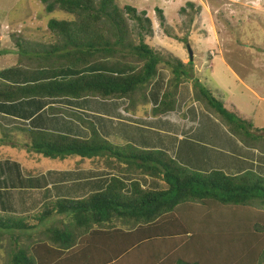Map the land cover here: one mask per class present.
Instances as JSON below:
<instances>
[{
	"label": "trees",
	"instance_id": "obj_1",
	"mask_svg": "<svg viewBox=\"0 0 264 264\" xmlns=\"http://www.w3.org/2000/svg\"><path fill=\"white\" fill-rule=\"evenodd\" d=\"M40 1L46 13L53 12L57 5L71 20L46 23L47 29L57 37V45L49 51L32 53L24 49L26 46L21 48L23 35L16 27L13 29L12 36H19L15 41L19 53L10 70L12 81L2 79L8 78V70L5 76L0 72V103L126 99L127 113L158 117L175 111L179 86L190 83L194 92L190 103L203 102L228 123L245 147L264 153L263 148H257L264 138L256 135L255 147L249 145L245 137L251 134L245 130L244 121L227 111L198 81L194 82L192 60L183 64L170 55L163 57L145 44L144 35L152 36V22L145 12H137L128 5L119 8L114 0ZM187 5L191 11L195 7L190 2ZM185 11L181 9L182 14ZM155 12L160 27H164L162 12L157 9ZM129 19L138 30L136 43L129 39L131 31L126 22ZM173 39L188 45L186 39L174 36ZM3 48L2 54L13 57L12 50ZM23 53L24 58L20 59ZM107 60L121 61L135 69L123 75L115 74V68L103 64ZM20 67L27 75L18 70ZM161 68L169 72V77L159 102L149 108L147 92ZM59 69L72 70L76 75L61 80L46 78L48 71ZM111 69L114 71L110 72ZM32 73L37 75L32 77ZM138 101L143 102L144 110L139 107L140 112H134ZM47 110L75 120L88 130L89 136L81 138L58 131L15 127L3 132L0 147L5 140H11V132L19 131L27 135L21 146H25L29 162H38L40 157L73 160L72 165H67L74 169L89 166L118 176L148 177L164 182L167 188L148 189L137 180L126 184L111 176L102 190L81 199L48 200L41 205L40 212L25 216L0 214L2 231L34 230L52 216L63 225L48 228L46 237L29 248L18 249L11 264H163L165 260L171 261L170 264H260L254 262L255 257L264 264V213L256 215L251 213V208L246 209L256 205L264 212L263 177L250 171L239 175H228L221 170L189 171L165 151L143 150L130 143L104 139L94 122L78 113L51 106ZM32 173L26 170L27 176H33ZM20 201L24 202L23 196ZM239 214L243 216L235 218ZM227 215L231 221L223 219ZM200 222L213 227L203 233ZM208 240L213 243H207ZM210 249L215 252L207 253Z\"/></svg>",
	"mask_w": 264,
	"mask_h": 264
},
{
	"label": "rangeland",
	"instance_id": "obj_2",
	"mask_svg": "<svg viewBox=\"0 0 264 264\" xmlns=\"http://www.w3.org/2000/svg\"><path fill=\"white\" fill-rule=\"evenodd\" d=\"M97 1L98 0H94V2ZM172 1V3L166 2L164 4H154L150 0H114L115 4L119 8L128 5L135 9L137 12H143V10L147 6H154L160 8L161 6H165V8L167 7V15H165V17L163 16V18L164 20H167V23L170 24V26H167L166 22H164V27H160L159 29V22L161 21L158 17V14L156 13L154 16H152L153 21H157L158 24L156 27V24L152 22L154 39L152 37H149L147 34L144 35L145 43L147 42V45L152 50L159 52L161 55H163V57L170 55L175 58L176 56L173 49L178 47V43L179 45L183 46L184 49H186L188 56L187 48H190L189 42L186 40L188 45L184 46L181 42H179L180 40L178 41L176 39H173V36L178 39H184V37H187L186 34H183L180 37L178 36L179 34H181V31L186 29L188 25V19L192 20L194 18V15L201 14V12L206 11V13L210 16V19L209 17L204 18V20L207 19V22L204 23V27L205 29H207V31L209 30V33L216 36L215 38L221 46L220 47L219 45H217V52H221V56L224 58L226 63L221 62L220 55H216L210 62H208V53L205 45L203 43L197 42V47H194L196 49L194 51L197 52L199 57L206 62L203 64L204 69L201 67L200 71L193 72V80H195L194 82L198 81V84L201 88L209 89L212 92L211 95L215 98V100L222 103L223 107L227 111H229L232 115L234 114L233 116H236L237 119L239 118L244 121V126L246 127L245 130L251 134L249 136H246L245 140L249 145L255 147V142L258 141V137L256 135H260V137L264 138V0ZM187 1H197L198 3V7H192L193 15L192 11L190 10V7L185 4ZM180 2L182 5L185 4L184 9L187 10L183 14L182 20L178 17L177 13L176 15H174L176 10H178V7L180 8ZM44 7L45 5L40 0H0V51H3V47H8V49L13 51V57H0L1 73L8 70V66H13L14 64H16L15 60L17 59L16 56H18L19 52L16 51L17 49L15 50V41H17V38H19V36H16V38H14V36L12 35H14L13 29L15 27L17 28L19 24H21L22 26L28 25L30 27L29 34L27 33V31L23 32L24 35L22 34L23 40H20H22L21 42L23 47L20 45L21 48H24L26 46L24 49L33 53L34 51H49L51 47L57 45V42H55V39H57V37L51 35L50 31L46 27V23L50 20H71V16L66 13H63L62 11H59L57 5L55 6V10L51 13H46L44 11ZM152 8L153 7H150V9ZM29 21H32L31 25L28 24ZM210 21L213 26V32L212 29H209V25H211ZM126 22L128 28L131 31L129 39L133 40L136 43V35L138 30L135 25V22L130 19L126 20ZM57 29L58 28H55L56 32ZM152 41L155 42L152 43ZM176 42L178 43L176 44ZM17 44L19 46V43ZM24 55L25 54L23 53L19 58L23 59ZM10 62L14 64H10ZM116 63L117 62L115 61H107L106 65L116 67ZM231 72H233L237 77L240 78L239 81L241 83H238L235 79L231 77ZM56 73L57 71L52 70L47 73V76L49 78H55ZM36 75V73L31 74L32 77H35ZM188 84L192 93L191 97H193L194 92L192 90V86L190 83ZM246 87L250 91H247ZM154 92L155 90L150 93V96H152ZM254 94H256L259 99H257L256 97L254 98ZM175 100L178 101V92L175 97ZM95 103H98L97 105L100 106L99 109L101 110L106 105H100V103L110 104L112 103V101L97 100L95 101ZM198 103V110L195 109L194 111L198 115L195 121H193L194 128L189 129L186 127L184 128V130L181 131V135L185 138H181L180 140L175 138V140L173 141H167L166 137L162 138L165 146L167 144V146L170 148L169 150L171 152L172 158L179 165L183 166L189 171L207 173L208 169L206 170L205 168H209V166H205L204 164L206 158L210 157L211 159H215L216 161H223V157H225L224 152L227 150L231 151L232 149L231 146L224 149H221V147L231 145L230 140L236 141L239 140V138L236 136L235 132H232V128L229 129V126H227L228 123L225 120L219 118L214 112L208 109L203 102ZM4 104L8 103H0V105ZM190 104L191 103L189 102V99H187L181 105L180 109H186L187 107L191 106ZM139 107L141 108V110H144L143 102L138 101L136 109L134 108L133 111L140 112ZM85 108H82L81 106L77 107V109L86 110V112L84 113H86L87 115L90 114V112H94L92 110H88V107ZM39 109H42V107H40ZM49 114L51 115V113ZM205 114H208L210 117H213V119L218 122L219 127L221 126L223 130L226 131V135L228 136H225V138H220L219 140L216 139V137L214 136V141H211L210 136L214 128L210 125L211 121L208 119L207 116H205ZM83 115L86 116L85 114ZM64 116L67 117L65 114ZM50 117L51 123L48 122V128H51L52 130L63 131L62 129H64L65 127L73 131L80 129L79 133L81 135L84 134L82 137L87 138L89 136L88 130L85 127L82 128L81 125H77V122L76 124L73 123L70 126V123L72 122L63 121L57 113H54ZM18 119L23 120L21 115H19ZM180 119L186 120V116L184 114H181ZM16 123H19L20 127H23L25 125V123L21 121ZM215 128L218 129V126L215 125ZM167 129L172 132L171 128ZM3 132L4 130H0V137L3 136ZM134 133L131 132V138L136 137V134ZM9 135L11 140H5L6 142L2 145V147H0V188L6 189L9 186L17 184L20 186V184H22L21 173L24 174L23 177H26V170L33 172L32 174H34V176L31 175V178L27 176V179L30 178L31 180H29V182L34 183L36 182V178L38 177L37 174L39 173V176H41V174L47 168L48 170H54V173L58 175L64 174L63 171L59 170L65 168H75L74 166L67 165L70 164L73 160H51L43 157L39 158V156L35 154L34 156L36 158H39V161L35 163L29 162L26 160L27 158L25 157V155H27L26 148L25 146H21L23 142H25V140L27 139V135H25L24 133L20 134L19 132H17L16 134L15 132H11ZM117 140L120 141V139ZM263 141L264 139L260 141V145H258L257 148L264 149ZM257 151L261 153V155H264V153L260 152L259 150ZM247 154L248 152H246V156ZM239 156L240 155H234L233 153H229L227 157H229L231 161H235L239 158ZM210 166H213V164ZM242 170L244 172L249 171L248 165H244L243 167H241V171ZM88 171L89 169H84L78 172L75 171L74 173L64 174V178L67 177V179H65V181H63L62 183L67 184L65 186H70L74 183L75 185H77L78 182L76 180L78 177L76 176H80L83 173L86 174L88 173ZM228 175L231 174L229 173ZM91 176L93 178L88 177V179L85 181L88 183L89 186H91L98 180H102L101 177H96L95 175ZM262 177L264 178V176ZM136 180L141 185H143V183H145V185H148L149 183H152L149 181H155V186H151L148 189L164 190L167 188V185L164 182L156 181L150 178L141 177ZM17 181L19 183H17ZM25 183H27V181H25ZM79 184L84 187V189L78 190V192H76L75 189H71L70 193L74 192V194H77V196H81L88 193V190L90 191L92 188H89V186L86 187L84 183ZM145 185L143 186L144 188L146 187ZM64 189L65 188H62V192H64ZM44 191V189L39 190V193H42L43 195L41 194L40 196H44L47 201L49 199H56L60 195H57L54 192H52V194H45ZM25 193H22L21 195L17 196L14 195V193L6 192L4 196H0V210H3V208H7L6 210H8L11 207H15V205H19V203L24 204L25 201H29V198H27L26 195H23ZM22 196L24 198L23 203L20 201ZM47 201H45L44 199L39 206L31 208L28 207L29 211L25 215L37 213L38 211L40 212L39 209H41V205ZM252 207H247L246 209L251 208V213L256 215L264 213L263 210L259 209L256 205H253ZM4 213L7 214L6 212L0 211V214ZM9 214L15 216L24 215L17 213ZM239 216L243 215H236L235 218ZM56 219L58 218L54 216L45 219L43 222L38 224L34 230L29 231L0 230V264H11V258L16 254L18 249L20 250L22 248H29L37 240L46 237L47 235L45 231L48 228L59 227V225L63 227V225H61L60 222L58 223ZM223 219L229 221L230 217H228L227 215V217ZM64 223L66 224V221H64ZM199 225L200 230L203 233H206L207 231L211 230V227H213L211 225L206 224L205 222H200ZM208 242L213 243L211 240H208L207 243ZM203 248L205 249L207 247ZM209 252L213 254L215 250H207V253ZM201 255H203V251H201ZM244 257H246L245 259L248 258L247 256ZM254 259L256 260L254 262L263 264L261 260L257 261L258 259L256 257ZM161 260L162 259H160V261ZM248 260H250V258H248Z\"/></svg>",
	"mask_w": 264,
	"mask_h": 264
},
{
	"label": "crops",
	"instance_id": "obj_3",
	"mask_svg": "<svg viewBox=\"0 0 264 264\" xmlns=\"http://www.w3.org/2000/svg\"><path fill=\"white\" fill-rule=\"evenodd\" d=\"M152 1L154 4L158 3H172V0H150ZM188 2L192 3L195 7H198V3L197 1H187L185 4H187ZM200 2V1H199ZM181 4V2H180ZM184 5H180V8L178 7V10H176L175 14L177 13L178 17L182 20L183 18V14H181V9H184L185 7ZM201 4V3H199ZM150 7H153L152 9H150ZM148 10H147V9ZM143 12L146 13V16L151 20V22H153L154 24H156L157 27V21H153L152 16H154L156 14V12L154 11V9L159 10L162 12V16L165 17V15H167V7L165 8V6H161L160 7H154V6H147ZM163 10V11H162ZM186 10V9H185ZM169 11V8H168ZM187 11V10H186ZM181 15V16H180ZM210 16L206 13V11L201 12V14H196L194 15V18L188 19L187 23V27L185 30L181 31V34H179L178 37L182 36L183 34H186L187 37H184V39H186L189 44H190V48L192 50V54H193V58H192V62H193V72L194 71H200L201 67L204 69V63L206 61H204L202 58L199 57L198 53L195 52L194 50H196L194 47L196 46V43H203L206 47L207 53H208V58L207 61L210 62L216 55H220L221 56V52L218 53V47L217 45H219V42H217V39L215 38L216 36L209 33V30L207 31V29H205L204 27V23L207 22V19L204 20V18H207ZM166 22L167 26H170V24L167 23V20H164ZM32 21H29V25H31ZM209 25V29H212L213 32V26L212 23L210 21ZM29 26H22L21 24L18 25L17 29H18V33L19 34H23V32L27 31V33L29 34ZM160 29V26H159ZM186 31V32H185ZM185 32V33H184ZM51 33V32H50ZM27 34V36H28ZM24 35V34H23ZM51 35H53V33H51ZM154 39L153 36V29H152V36H150ZM197 38V40H196ZM200 39V40H199ZM56 41V39H55ZM155 41H152V43H154ZM216 42V45H215ZM178 42H176L177 44ZM146 45L148 44L147 42L145 43ZM178 47L174 48V52H175V58H177L178 60H181V62L183 64H186L188 62V56H187V52L186 49L183 48V46L179 45V43L177 44ZM216 46V47H215ZM220 46V45H219ZM197 47V46H196ZM221 47V46H220ZM198 50V49H197ZM215 50V51H214ZM6 54H2L0 53V57H6ZM8 57V56H7ZM10 58V57H8ZM108 61V60H107ZM107 61H104L103 64H106ZM114 60H110V62H113ZM117 62V66L112 68H115V72L113 73H117V74H126L129 73L131 71H133L135 69L134 66L129 65V64H125L122 63L121 61H115ZM221 62L226 63L224 58L221 56ZM10 64H14L12 62H10ZM8 78H2L4 82H11L12 80H10V75L12 74L10 70H12V66H8ZM111 67V66H110ZM104 68V67H103ZM101 69V68H100ZM21 73H25V70L20 67V69H18ZM118 70V71H116ZM52 71V70H51ZM57 71L55 78L58 79H66L70 76H75L76 73H74V71L69 70V69H59V70H55ZM114 70H110V72H112ZM18 72V71H17ZM50 71H48L49 73ZM5 72H2V75H4ZM15 74V72H13ZM18 75V74H17ZM25 75H27L25 73ZM231 77L233 79H235L238 83H241L239 81V77H237L233 72H231ZM29 76V75H28ZM169 77V72L165 69H159L157 76L155 78V80L153 81V83L151 84V86L148 89L147 92V99H148V105L149 108L155 107L157 105V103L160 100L161 97V93L165 88L166 85V81ZM47 79H55V78H49L48 76H46ZM163 89V90H162ZM155 90V92L152 94V96H150V93L153 92ZM210 93H212L209 89H207ZM247 91H250L247 87H246ZM192 93L190 91V86L188 83H184L181 84L179 86L178 89V101H176V108L174 112L171 113H167L158 117H148V116H144L142 113H138V114H128L124 109L126 108L128 102L126 100H109L112 101V103H100L101 104H105L106 106H104L101 110L99 109L100 106H98V103H95V101H99L100 99L98 98H84L81 100H71V99H52V100H48V99H44V100H22L16 103H11V104H4V105H0V130L2 129V131H6L8 130V128H15V127H20L19 123L16 122H23L25 123V125L23 127L29 128V129H42V130H49V131H58V130H52L51 128H48V122L51 123L50 121V116H52L54 113H51V115L48 112V107H56L59 108L63 111L66 112H70V113H78L79 115H82L84 119L86 120H90L93 121L98 132L100 133L101 137H103L106 140H109L111 142L114 143H130L133 146L143 149V150H162L165 151L166 153H168L171 156V152H170V148L167 146H165L164 142H163V138L162 137H166L167 141L169 140H175L178 139L180 140L181 138H185L181 135V131L184 130V128H189V129H193L194 125H193V121H195V119L198 117L197 113L194 112L195 109L198 110V102H192L186 109H180L181 105L187 100V99H191L192 97ZM254 98L256 97L257 99H259V97H257L256 94L253 95ZM36 102H39L40 105H37ZM232 104V103H231ZM86 105V106H85ZM233 105V104H232ZM81 106L82 108L88 107V110H92L94 112H90V114H86L84 112H86V110L84 109H77V107ZM85 106V107H84ZM40 107H42V109H39ZM91 108V109H90ZM86 109V108H85ZM79 110V111H78ZM83 114H85L86 116H84ZM184 114L186 116V120H181L180 119V115ZM19 115L22 116L23 120H19L18 117ZM61 119L63 121L66 122H72L70 123V126L74 123L76 124V121L69 118V117H65L64 114H58ZM64 116V117H63ZM205 116L208 117V119L211 121V126L214 128L213 132L211 133L210 136V140L214 141L213 138L214 136L216 137V139H220V138H225L226 135V131L223 130V128L218 125V122L215 121L213 119V117H210L208 114H205ZM73 120V121H70ZM77 125L80 126V124L77 122ZM215 125L218 126V129L215 128ZM2 127V128H1ZM83 128V126H81ZM183 127V128H182ZM69 128V126H68ZM167 128H171L172 132L169 131ZM63 131H58V132H63V133H69L73 136H79L81 138H85L82 137L84 134H80L79 131L80 129H77L76 131L67 129V127H65L64 129H62ZM86 130V129H85ZM19 132V131H18ZM131 132H135L134 134H136V137L131 138L130 134ZM160 133V134H159ZM175 133V134H174ZM89 135V134H88ZM187 135V134H186ZM117 139H120V141H118ZM231 145H227L226 147H221V149L227 148L231 146V151H225V157H223V161L219 160L216 161L215 159H211L210 157L206 158L205 161V166H209V168H205L206 170L208 169V172L213 170H221L223 171L225 174H231V175H239L242 174V172L244 173V171H241V167H243L244 165H248L249 171L255 173L256 175L259 176H264V155H261V153H259L257 151V149H250L245 147L241 142H239L238 140H230ZM246 152H248L247 156H246ZM229 153H233L234 155H240L238 159H236L235 161H231V159L228 156ZM172 157V156H171ZM247 160V162H246ZM213 166H210L212 165ZM84 169H89L88 173L86 174H82V175H78L76 177L77 178V182L78 184L75 185L72 184L70 186H65L67 184H63L62 182L65 181L66 178H64V174H70V173H74L75 171H81ZM59 171H63V175H58L56 173H54V170H48L45 169V171L41 174V176H39V173L37 174L38 177L36 178V182L31 183L29 182V180H31L30 178L27 179L26 177H23L24 174L21 173L22 175V184H20V186L17 185H12L9 186L8 188H0V196H4L6 194V192L9 193H14V195H21L22 193H25L23 195H26L27 198H29V201H25L24 204L19 203V205H15L16 207H11L8 210H6L7 208H3V210H0L2 212H6L7 214L9 213H17V214H26L29 209L28 207H35V206H39L41 204V202L46 198L44 196H40L42 193H39V190L44 189V193L45 194H52V192H54L55 194H60L58 196V198L62 199V198H70V199H81L85 196H87L88 194L95 192V191H100L104 188V186L106 185V183L108 182L109 178L111 176H117L119 177L121 180H123L126 184H129V182L131 180H136L138 178L141 177H133V176H118L117 174L108 171L106 169L103 168H94V167H90L89 166H84L83 168H79V169H70V168H65ZM246 172V171H245ZM91 175H95L96 177H101L102 180H98L97 182L93 183L91 186L88 185L87 182H85L88 177H92ZM34 176V175H33ZM93 178V177H92ZM148 178V177H146ZM151 179V178H150ZM25 181H27V183H25ZM152 183H149L148 185H145V183H143V185H141L142 187L145 185V188H149L151 186H155L153 181H149ZM17 183H19L17 181ZM25 183V184H24ZM79 183H84V185L86 187L89 186L92 187L91 190H88V193L81 195V196H77V194H74V192H71V189H75L76 192H78V190H82L84 189V187H82ZM24 184V185H23ZM147 184V183H146ZM49 186V188H48ZM60 186V187H59ZM46 188V189H45ZM62 188L64 189V192H62ZM96 188V189H93ZM63 193V194H62ZM43 195V194H42ZM40 196V197H38ZM56 198V199H58ZM52 200V199H49ZM15 204V203H14ZM5 206V205H4ZM2 206V207H4ZM23 215V216H24ZM16 216H20V215H16ZM171 261H167L165 260L163 262V264H170ZM173 264V263H172Z\"/></svg>",
	"mask_w": 264,
	"mask_h": 264
},
{
	"label": "water",
	"instance_id": "obj_4",
	"mask_svg": "<svg viewBox=\"0 0 264 264\" xmlns=\"http://www.w3.org/2000/svg\"><path fill=\"white\" fill-rule=\"evenodd\" d=\"M187 51H188L189 60H192V52L190 48H187Z\"/></svg>",
	"mask_w": 264,
	"mask_h": 264
},
{
	"label": "clouds",
	"instance_id": "obj_5",
	"mask_svg": "<svg viewBox=\"0 0 264 264\" xmlns=\"http://www.w3.org/2000/svg\"><path fill=\"white\" fill-rule=\"evenodd\" d=\"M145 15H146V13H145ZM146 18H148L147 16H146ZM191 50V49H190ZM192 52V51H191ZM188 61H191V60H189V56H188ZM121 100H126V99H121ZM127 101V100H126ZM128 102V101H127ZM128 105V104H127ZM127 107V106H126ZM125 110V109H124ZM129 114V113H128Z\"/></svg>",
	"mask_w": 264,
	"mask_h": 264
}]
</instances>
